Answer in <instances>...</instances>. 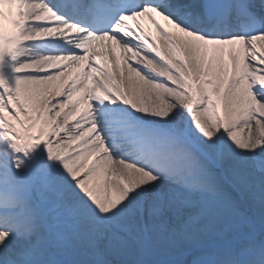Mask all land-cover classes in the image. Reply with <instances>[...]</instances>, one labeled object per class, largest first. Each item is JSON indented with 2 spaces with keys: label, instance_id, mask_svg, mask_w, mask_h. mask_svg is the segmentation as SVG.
Returning <instances> with one entry per match:
<instances>
[{
  "label": "snow or ice",
  "instance_id": "1",
  "mask_svg": "<svg viewBox=\"0 0 264 264\" xmlns=\"http://www.w3.org/2000/svg\"><path fill=\"white\" fill-rule=\"evenodd\" d=\"M0 264H264V0H0Z\"/></svg>",
  "mask_w": 264,
  "mask_h": 264
},
{
  "label": "bare ground",
  "instance_id": "2",
  "mask_svg": "<svg viewBox=\"0 0 264 264\" xmlns=\"http://www.w3.org/2000/svg\"><path fill=\"white\" fill-rule=\"evenodd\" d=\"M192 249H194V248H190V249H188L187 251H191ZM182 254V253H181ZM193 258V257H192Z\"/></svg>",
  "mask_w": 264,
  "mask_h": 264
}]
</instances>
